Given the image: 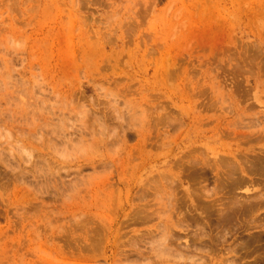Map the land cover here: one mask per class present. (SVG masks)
Here are the masks:
<instances>
[{
    "label": "rangeland",
    "instance_id": "374dc122",
    "mask_svg": "<svg viewBox=\"0 0 264 264\" xmlns=\"http://www.w3.org/2000/svg\"><path fill=\"white\" fill-rule=\"evenodd\" d=\"M263 158L264 0H0V264H190L150 239L162 209L210 207L216 160L255 201ZM251 209L197 264H264Z\"/></svg>",
    "mask_w": 264,
    "mask_h": 264
},
{
    "label": "bare ground",
    "instance_id": "6f19581e",
    "mask_svg": "<svg viewBox=\"0 0 264 264\" xmlns=\"http://www.w3.org/2000/svg\"><path fill=\"white\" fill-rule=\"evenodd\" d=\"M78 11V10H77ZM18 12H19V10H18ZM77 16V15H76ZM78 18V17H77ZM110 20V19H109ZM74 22V21H73ZM79 24V23H78ZM77 24V25H78ZM102 24H104V23H102ZM74 25H76V24H74ZM81 28V27H80ZM108 30V29H107ZM92 32V31H91ZM94 32V31H93ZM125 34H127L126 32H125ZM99 35V34H98ZM61 36V35H60ZM135 36V35H134ZM95 37H96V35H95ZM126 37H127V35H126ZM90 38H93V37H90ZM65 39H67L66 37H65ZM73 40V39H72ZM113 40V39H112ZM111 40V41H112ZM65 41V40H64ZM67 41V40H66ZM91 41H93V40H91ZM110 41V40H109ZM113 43H114V41H112ZM101 43V42H100ZM112 43V44H113ZM117 43V42H116ZM77 44V43H76ZM111 44V43H110ZM68 45V44H67ZM103 45V44H102ZM107 45V44H106ZM69 46V45H68ZM77 46V45H76ZM99 46V45H98ZM74 47V46H73ZM78 47V46H77ZM59 48V47H58ZM65 49H66V47H64ZM68 48V47H67ZM80 48V47H79ZM78 48V49H79ZM83 48V47H82ZM88 49V48H87ZM82 50V49H81ZM91 50H92V48H91ZM96 50H98V49H96ZM67 52V51H66ZM71 52V51H70ZM81 52V51H80ZM81 54V53H80ZM106 54V53H105ZM75 55V54H74ZM57 56V55H56ZM63 56V55H62ZM73 56V55H72ZM140 57V56H139ZM83 58V57H82ZM82 60V59H81ZM105 61V60H104ZM73 62V61H72ZM106 62V61H105ZM79 63V62H78ZM82 63V62H81ZM84 63V62H83ZM66 67V66H65ZM67 67H68V65H67ZM76 67V66H75ZM74 67V68H75ZM103 67V66H102ZM101 67V68H102ZM79 68V67H78ZM62 69H63V67H62ZM78 71V70H77ZM86 71H88V70H86ZM87 74V73H86ZM85 74V75H86ZM92 77V76H91ZM94 77V76H93ZM92 77V78H93ZM100 79V78H99ZM97 80V79H96ZM98 81V80H97ZM92 83H93V81H92ZM114 83H115V81H114ZM98 85V84H97ZM97 87H99V86H97ZM96 87V88H97ZM100 88V87H99ZM80 90V89H79ZM88 90V89H87ZM84 91V90H83ZM99 91V90H98ZM65 92V91H64ZM86 92V91H85ZM101 92V91H100ZM124 92V91H123ZM125 93V92H124ZM109 94H111V93H109ZM84 96V95H83ZM102 97V96H101ZM113 97V96H112ZM178 97V96H177ZM75 99H77V97H74ZM85 98H86V96H85ZM89 98H92L91 96L89 97ZM103 98V97H102ZM114 98V97H113ZM71 99H73V98H71ZM74 99V101H76ZM82 99H83V97H81L80 98V100L82 101ZM91 100V99H90ZM93 100V99H92ZM106 101V100H105ZM117 101V100H116ZM77 102V101H76ZM75 102V103H76ZM83 102V101H82ZM85 102V101H84ZM91 102H93V101H91ZM98 102V101H97ZM97 102H95V103H97ZM74 102L72 101V103L71 104H73ZM81 102H79V104H80ZM108 103V102H107ZM77 104V103H76ZM75 104V105H76ZM83 104V103H82ZM81 104V105H82ZM93 104V103H92ZM98 104V103H97ZM112 104V102H110V105ZM116 104H118V102L117 103H115V105ZM74 105V104H73ZM84 105H85V103H84ZM109 105V104H108ZM113 105V104H112ZM111 105V106H112ZM78 106V105H77ZM80 106V105H79ZM94 106H96V105H94ZM114 106V105H113ZM112 106V107H113ZM117 106V105H116ZM82 107V106H81ZM97 107V106H96ZM111 107V108H112ZM115 107V106H114ZM118 107V106H117ZM117 107H115L116 108V110H115V108H114V110L116 111V112H118V111H120V109L117 111ZM83 108V107H82ZM84 108H87V106L86 107H84ZM110 108V109H111ZM76 109H77V107H76ZM80 109V108H79ZM78 109V110H79ZM89 109V108H88ZM88 109H86V111L88 110ZM125 109H127V108H125ZM153 109V108H152ZM69 110V109H68ZM77 110V111H78ZM82 110V109H81ZM84 110V109H83ZM89 111H90V109H89ZM83 112H85V111H83ZM82 111L81 112H79L78 111V114L80 113V115H82V113H83ZM112 112H113V109H112ZM115 112V114H117ZM121 112V111H120ZM128 112H129V110H128ZM84 114V113H83ZM98 114V113H97ZM85 116H87V114H84ZM84 115H82V116H84ZM96 115V114H95ZM170 115V114H169ZM91 116V115H90ZM94 116V115H93ZM108 116H109V114H108ZM111 116V115H110ZM109 116V117H110ZM116 116V115H115ZM118 116H119V114H118ZM120 116H123V115H121L120 114ZM120 116H119V118H120ZM87 117H89V116H87ZM95 117H98V115L97 116H95ZM163 117H164V115H163ZM162 117V118H163ZM190 117V116H189ZM84 118V117H83ZM93 118V117H92ZM98 118H101V117H98ZM115 118V117H114ZM113 118V119H114ZM157 118V117H156ZM156 118H153L154 120H157ZM161 118V117H160ZM86 119V118H85ZM84 119V120H85ZM95 119V118H94ZM112 119V118H111ZM110 119V120H111ZM164 120H165V118H163ZM162 119V120H163ZM80 120H82V119H80ZM90 120V119H89ZM99 120V119H98ZM97 120V121H98ZM104 120V119H103ZM115 120V119H114ZM117 120V119H116ZM122 120V119H121ZM121 120H118V121H120L121 122ZM154 120H152L153 122H154ZM158 120H160V119H158ZM157 120V121H158ZM161 120V121H162ZM169 120V119H168ZM172 121V120H171ZM89 122V121H88ZM88 122H87V124H88ZM96 122V121H95ZM94 122V123H95ZM100 122H101V119H100ZM102 122H104V121H102ZM117 122V121H116ZM92 123V122H91ZM99 123V122H98ZM118 123V122H117ZM162 123V122H161ZM166 123V122H165ZM85 124H86V122H85ZM123 124H124V121H123ZM122 124V125H123ZM164 124V123H163ZM89 125V124H88ZM97 126H98V124H96ZM102 125V124H101ZM120 125V124H119ZM91 126H92V124H91ZM96 126V127H97ZM100 126V125H99ZM111 126V125H110ZM124 126H126L125 124H124ZM163 126H166V124H164V125H162V129H163ZM101 127V126H100ZM102 127H103V125H102ZM101 127V128H102ZM167 127V126H166ZM85 128H87V127H85ZM104 129H106L105 127H103ZM103 128H102V130H103ZM120 128V127H119ZM121 128H123V126H121ZM155 128V127H154ZM73 129V128H72ZM114 129H115V127H114ZM113 128H112V130L113 131H116V130H114ZM125 129V128H124ZM76 130V129H75ZM86 130V129H85ZM84 130V131H85ZM101 130V131H102ZM123 130V129H122ZM171 130H173L172 128H171ZM77 131V130H76ZM80 131V130H79ZM86 131H88V130H86ZM98 131V130H97ZM121 131V130H120ZM88 132H91V131H88ZM111 133V132H110ZM116 133H117V131H116ZM113 134V133H112ZM114 135V134H113ZM112 135V136H113ZM117 135V134H116ZM111 137V136H110ZM118 137V136H117ZM201 137V136H200ZM115 138V137H114ZM100 139V138H99ZM119 138H117V140H118ZM219 141V140H218ZM112 142V141H111ZM213 142V141H212ZM215 143H216V141H215ZM113 144V143H112ZM157 145V144H156ZM101 146V145H100ZM207 157V156H206ZM217 157V156H216ZM262 157H260L259 159H261ZM205 159V158H204ZM257 159H258V157H257ZM258 159V160H259ZM2 160V159H1ZM263 160H264V158H263ZM221 161V160H220ZM211 162V161H210ZM261 160L259 161V162H255V167H256V169H258L259 170V167H260V170L261 169H263L264 170V164H262V165H260L261 164ZM207 163H208V161H207ZM250 165H252V164H250ZM260 165V166H259ZM203 167V166H202ZM223 167V166H222ZM227 167H229L228 165H227ZM238 167V166H237ZM237 167H235V168H237ZM239 167H240V170L238 169V170H236L235 168H231V169H229L228 170V172H227V174H224V175H222L221 174V166H219V160L217 161H215V164H214V169L212 170V171H214V174H215V176H216V180L215 179H213V180H215L216 181V183H217V187H215L216 189H215V194L213 195V196H215L216 198H215V201L213 202V203H211L212 205L210 206V207H205V206H202L200 203H199V199H198V202H197V204H195L194 203V201H193V198H191V195H190V193H192L191 191L190 192H188L187 194V196L188 197H190V201H191V205H187V202L186 203H178V202H176L175 204H172V206H170L169 207V211L167 210V211H165L166 210V208L164 207L163 209H162V212L163 213H165L166 212V214H164L165 216L164 217H166V219L165 220H163L162 218H160V220H161V224L159 225V227H158V229H157V233H153V235L151 236V240H153V239H158V244H160L161 245V247L163 248H166V249H164L165 251L164 252H162L163 254V256L164 255H170V256H172V257H174V258H176V259H179V260H183V258H185V260L186 261H190V264H197L198 262H200L203 258H204V256H205V254H208L209 256L210 255H212V251L211 250H209V248H212V246L214 245L216 248H217V250H218V252H219V250L221 249V247H226L227 246V243H228V237H229V235L231 234V228H233V227H236V224L234 223V222H238L239 223V220L241 219L242 220V217L246 214V213H248L247 211L248 210H250V212H251V208H259L260 209V206H261V208L262 207H264L263 205H264V202L263 201H261L260 200V198H262V197H264V195H257V192H256V196L253 198V199H255V201H253V202H251V203H246L245 201H242L241 199H239V197L237 198H233V196L231 197V198H233L232 200H231V202H229V203H227L226 204V202H223V198H221V197H225V196H230L231 194H234L233 193V191H234V189L235 188H237V187H239L238 186V184L240 185L241 184V186H243L242 184H245L244 183V180L242 179V178H239V177H237V175H241V174H245L246 173V170L245 169H243L242 168V166L241 165H239ZM175 168V167H174ZM212 168V167H211ZM224 168H226L225 166H224ZM252 168H253V166H252ZM201 170V169H200ZM1 171V170H0ZM115 171V170H114ZM197 171V170H196ZM210 171V170H209ZM208 171V172H209ZM240 174H239V173ZM17 173V172H16ZM15 173V174H16ZM30 173V172H29ZM32 175V174H31ZM262 176V175H261ZM263 177V176H262ZM16 179H19V177H17ZM22 179V178H21ZM20 179V180H21ZM167 179V178H166ZM202 179H203V177H202ZM222 179V180H221ZM24 180H25V178H24ZM188 180H190V179H188ZM223 181V182H222ZM21 182H22V180H21ZM20 182V183H21ZM24 182V181H23ZM22 182V183H23ZM247 182V181H246ZM175 183V182H174ZM3 184V183H2ZM247 184V183H246ZM246 184H245V186H246ZM5 186H6V184H5ZM159 186V189L160 188H164V183H163V180H160V182H158V183H156V187H158ZM240 186V187H241ZM251 186V185H250ZM261 186H263L262 184H261ZM259 187V186H258ZM257 187V188H258ZM264 187V186H263ZM2 188V187H1ZM248 188H250L249 186H248ZM248 188H246L245 187V189H248ZM252 188V187H251ZM251 188L250 189H248V191L249 190H251ZM255 188V187H254ZM238 189V188H237ZM259 189H261V188H259ZM241 190V189H240ZM195 191V190H194ZM244 191V190H243ZM264 191V190H263ZM240 192V191H239ZM253 192V191H252ZM177 192H175V195H177L176 194ZM213 193V192H212ZM253 193H255V192H253ZM237 194V193H236ZM248 194V193H247ZM262 194V193H261ZM45 195V194H44ZM194 195H196V193L194 194ZM202 195V194H201ZM250 195V194H249ZM252 195V194H251ZM193 196V195H192ZM235 196V195H234ZM210 197V196H209ZM198 198V197H197ZM230 198V199H231ZM227 199V198H226ZM242 199H244V196H243V198ZM176 200V199H175ZM187 200H189V199H187ZM227 200H229V199H227ZM246 200V199H245ZM195 201H197V200H195ZM230 201V200H229ZM180 202V201H179ZM209 203L211 202V201H208ZM189 203V202H188ZM198 204H200V206L198 205ZM247 204H249V205H247ZM203 205H204V203H203ZM206 205H207V203H206ZM147 206V205H146ZM146 206L144 207V211L146 212L145 214V216H144V218H143V220L145 221L146 219H147V217H149L150 218V216H149V212L146 210L147 208H146ZM25 209V208H24ZM253 211H255V210H253ZM138 212H141V214L143 213V211H138ZM168 212H169V214H168ZM209 212L212 214V215H214V214H216V216L218 217V219H217V224L214 226V228H216L217 229V234H213L215 231L214 230H211L210 228H213V227H211L212 225H211V222L208 220L209 219V217L211 216L210 214H209ZM133 213V212H132ZM252 213V212H251ZM140 214V215H141ZM137 216H138V214H136ZM247 215V214H246ZM246 215H245V217H246ZM249 215V214H248ZM142 217V216H141ZM212 217V216H211ZM138 219H141V218H138ZM153 219V218H152ZM21 220V219H20ZM148 221V220H147ZM151 221H153V220H151ZM142 222V221H141ZM149 222V221H148ZM215 223H216V221H214ZM146 223V222H145ZM251 223H252V221H251ZM154 224V223H153ZM139 225H140V223H139ZM230 225H232L233 227H230ZM85 226V225H84ZM86 227V226H85ZM100 227V226H99ZM199 227H201V228H199ZM241 227V226H240ZM264 227V226H263ZM97 228V227H96ZM194 228H196L197 229V231H195V230H193ZM242 228V227H241ZM248 228V227H247ZM61 229V228H60ZM192 229V230H191ZM215 229V230H216ZM222 231H221V230ZM253 229V228H252ZM261 229V228H260ZM83 230V229H82ZM94 230V229H93ZM97 230H98V228H97ZM233 230V229H232ZM235 230H237L236 228H235ZM239 230V229H238ZM101 231V230H100ZM102 232V231H101ZM155 232V231H154ZM147 234H148V232H146ZM152 234V233H151ZM98 235V234H97ZM96 235V236H97ZM185 236V237H184ZM186 236L188 237V236H190V237H188V238H191V239H188V238H186ZM257 237H259V236H257ZM101 238V237H100ZM78 239V238H77ZM101 239H103V237L101 238ZM112 239V238H111ZM133 239V238H132ZM135 239V238H134ZM137 239V238H136ZM135 239V240H136ZM95 239H93V241H94ZM261 240V239H260ZM259 240V241H260ZM62 241V240H61ZM150 242V241H149ZM154 241H152L151 242V244L153 243ZM250 242V241H249ZM254 242V241H253ZM257 242V241H256ZM71 243V242H70ZM98 243V242H97ZM133 244L135 243V242H132ZM131 243V244H132ZM137 243V242H136ZM135 243V244H136ZM157 243H156V245H157ZM67 244V243H66ZM72 244V243H71ZM80 244V243H79ZM150 244V243H149ZM241 244V243H240ZM246 244V243H245ZM74 245V244H73ZM94 245V244H93ZM101 245V244H100ZM130 245V244H129ZM82 246V245H81ZM95 246V245H94ZM98 246V245H97ZM132 246V245H131ZM244 245H242L241 247H243ZM249 246H250V244H249ZM74 247V246H73ZM85 247H86V245H85ZM101 247V246H100ZM136 247H137V244H136ZM158 247H159V245H158ZM161 247H160V250H161ZM84 248V247H83ZM87 248H88V246H87ZM134 248V247H133ZM244 248V247H243ZM243 248H241V250H244ZM76 249V248H75ZM78 249V248H77ZM154 249V248H153ZM159 249V248H158ZM247 249V248H246ZM90 250V249H89ZM141 250V249H140ZM87 250H85V252H86ZM161 251H163V250H161ZM232 251V250H231ZM134 252V251H133ZM143 252V251H142ZM148 252V251H147ZM185 252V253H184ZM224 252V251H223ZM136 253V252H135ZM233 253H235V251H233V252H231V254H233ZM236 253L238 254L239 252H238V250H236ZM251 253V252H250ZM132 254V253H131ZM144 254H145V252H144ZM149 254V253H148ZM140 255L142 256L143 254L142 253H140ZM245 255V254H244ZM188 256V257H187ZM197 256H200V257H202L201 259H196L197 258ZM138 257V256H137ZM154 257V256H153ZM263 258V257H262ZM137 259H139V258H137ZM148 259V258H147ZM144 260H146V258L144 259ZM143 261V260H142ZM206 261V260H205ZM258 261V260H257ZM147 264V263H146ZM174 264H181V263H174Z\"/></svg>",
    "mask_w": 264,
    "mask_h": 264
}]
</instances>
